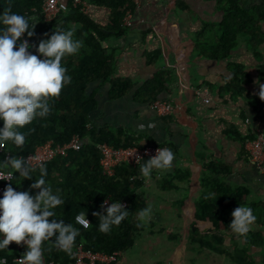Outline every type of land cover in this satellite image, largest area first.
<instances>
[{"label": "trees", "instance_id": "1", "mask_svg": "<svg viewBox=\"0 0 264 264\" xmlns=\"http://www.w3.org/2000/svg\"><path fill=\"white\" fill-rule=\"evenodd\" d=\"M45 0H0V13L10 8L13 12L33 17L32 23H36L34 35L29 38L31 44L37 45L43 39H47L55 30L57 24L65 29L72 25H78L74 33V39L82 41V47L78 54L65 56L61 63L71 76V83L62 89L58 98H51L49 104L51 111L46 118H37L30 125H26L20 131L26 135V142L22 148H16L9 144L0 149V161L8 156L24 157L34 153L36 148L49 141L54 145L68 143L73 135H79L84 144L80 150H69L66 156H56L45 162L48 170L46 181L59 195L64 203L53 209L57 221L63 219L65 223H71L80 229V235L76 237L73 254H67L57 249L50 241L43 244L44 264L53 261L56 264H75L78 247L92 253H106L121 259L129 250L136 239L145 230V225L138 218L140 210L147 208L143 193L140 191L144 185L139 177L137 168L122 164L115 168L111 177L103 173L100 160V144L106 143L115 148L140 147L144 148L156 144L154 140L143 133L132 129L117 128L114 131L108 126L96 127L91 125V115L97 109V99L94 92H88L89 85L95 81L109 83L108 97L110 100L126 96L136 85L129 79L116 78L115 57L113 53H107L103 42L109 36L107 32L121 35L127 29L122 26L126 11L135 10L132 0H88L90 5L103 6L111 11L110 19L106 27H102L88 15L81 13L80 9L72 7L62 13L52 22H46L42 16L41 7ZM214 1L217 10L223 13L221 21L216 25H203L195 41L186 45L189 47L187 54L221 60L227 58L231 51L237 47L238 39L249 36V46L253 49L263 41L261 24L264 22V2L245 6V0H207ZM71 2V0H70ZM47 34V35H46ZM36 53L35 47L32 48ZM164 52L158 49L148 54L150 63H154ZM233 77L228 89L232 85L238 86V77L245 79V73L241 66L232 65ZM260 78L264 80V63L259 67ZM162 74H156L150 80L144 82L135 93L137 102L152 105L159 99L160 94L166 90V82ZM243 89L239 88L238 92ZM259 100L252 101L253 106ZM258 107V106H257ZM258 108H264L260 103ZM91 125L87 128L86 125ZM3 122L0 121V127ZM162 145V144H161ZM229 169L215 162L204 165L202 175L190 186L188 194L179 201V206L186 210L189 225L183 234H170L169 239L179 243H199L211 251L226 253L234 264H255L250 247L263 244L262 235L259 232H249L244 244L233 246L231 251L223 247V234L233 233L229 227L232 221L231 213L239 205L246 206L249 198V189L246 186L233 188L225 179ZM11 182L15 190L30 191L35 195L39 190H33L30 185L39 179V168H35L32 179L19 177L15 173ZM187 176L178 177L179 180L187 179ZM24 179V180H23ZM177 180V177H175ZM10 182V183H11ZM163 190L177 189L172 180L165 181ZM6 187V186H5ZM196 191L198 196L193 199L188 197ZM112 201L125 202V208L129 215L118 225L113 226L107 234L99 231V217L93 215L102 212L100 205L106 198ZM260 201L250 202L248 206L253 209L260 221L261 212L256 207L262 206ZM80 212L87 213L89 227L83 228L75 222V216ZM53 218L50 217L51 222ZM153 225V223H150ZM54 242V237L52 238ZM26 247L21 242L18 246H9L0 251V259L11 260L17 255H22ZM103 264V263H97ZM117 264V263H111ZM264 264V259H263Z\"/></svg>", "mask_w": 264, "mask_h": 264}, {"label": "crops", "instance_id": "2", "mask_svg": "<svg viewBox=\"0 0 264 264\" xmlns=\"http://www.w3.org/2000/svg\"><path fill=\"white\" fill-rule=\"evenodd\" d=\"M262 2L264 0H245L244 5L248 7ZM87 15L106 27L111 11L103 6L90 5ZM222 16L214 1L139 0L132 17L133 25L121 35L107 32L109 36L103 42L107 53H113L115 57L114 77L129 79L136 87L126 96L110 100L107 95L109 83H91L88 92H94L98 102L91 115V125H106L112 131L132 129L150 136L155 143L168 146L175 153L173 169L153 170L150 180L141 176L140 166L137 168L144 183L140 191L152 210L150 222L152 220L157 229L156 222L161 221L164 226L177 230L172 234L184 235L189 225L188 214L179 206V201L186 197L190 186L202 175L204 165L215 162L226 166L230 171L226 183L233 188L246 186L249 189L246 206L253 201L263 203L256 207L261 212L260 221L255 222L250 231L259 232L263 244L249 250L255 264H263L264 177L250 163L245 143L253 137L255 126L264 129V108H258L264 101L259 98V87L254 83L257 79L264 83L259 73V67L264 63V22L261 24L263 41L256 49L249 46V36L239 38L237 47L221 60L187 54L189 47L185 48L195 41L204 24L216 25ZM140 19L143 22H139ZM158 49H164L163 54L150 63L148 54ZM232 65L242 67L245 79L238 77V86L234 84L228 89L233 77ZM156 74L169 78L159 99L180 104L182 113L179 117H159L151 105L135 100V91ZM239 88L243 91L238 92ZM195 89H201L203 95L195 96ZM205 99L209 101L205 102ZM257 100L260 103L251 105ZM150 123L151 128L148 127ZM141 124L145 126L143 130L138 129ZM180 176L188 178L179 180ZM167 179L174 181L177 189L163 190ZM197 196L196 191L188 195L193 199ZM163 210L169 213L163 215ZM222 236L227 251H231L234 245L241 247L244 244V238L234 233ZM173 256L172 262L157 264H197V261L199 264H234L226 253L211 250L176 251ZM121 258L122 262L133 264L123 256Z\"/></svg>", "mask_w": 264, "mask_h": 264}, {"label": "clouds", "instance_id": "3", "mask_svg": "<svg viewBox=\"0 0 264 264\" xmlns=\"http://www.w3.org/2000/svg\"><path fill=\"white\" fill-rule=\"evenodd\" d=\"M31 20V17L15 13L10 8L0 13V121L3 122L0 127V149L9 142L16 148H22L26 135L20 129L32 124L37 118L49 115V100L58 98L62 89L71 83V76L61 61L67 55L78 54L82 47V41L73 38L78 25L65 29L57 24L50 37L41 40L38 46L30 44L27 39L22 40L25 33L28 37L34 35L36 23ZM34 47L37 54L30 51ZM254 83L259 87V98L264 101V83L259 79ZM144 127L141 124L138 129L143 130ZM148 127L153 125L150 123ZM175 159V153L170 148L159 147L152 158L140 164V174L150 180L153 170H172ZM38 168L39 179H35L30 188L39 191L32 195L28 190H15L11 182L17 172L24 179L33 178L35 168L28 164V159L13 155L0 161V181L11 182L0 197V251L8 249L11 242L18 245L23 242L26 251L16 259L17 264H44L45 241H50L57 249L71 255L76 237L80 235V229L73 224L55 219L53 209L64 201L59 195L60 190L53 192L48 185L45 164L39 163ZM106 205L108 200L100 205L102 212L93 213L99 217V231L105 234L129 215L120 201ZM151 211V206L140 210L139 220L145 223L150 221ZM86 216L84 212L77 214L76 224L88 228L90 223ZM231 216V231L246 240L257 219L253 209L239 205ZM50 217L53 218L51 222Z\"/></svg>", "mask_w": 264, "mask_h": 264}, {"label": "built area", "instance_id": "4", "mask_svg": "<svg viewBox=\"0 0 264 264\" xmlns=\"http://www.w3.org/2000/svg\"><path fill=\"white\" fill-rule=\"evenodd\" d=\"M132 2L136 6L139 4V0H132ZM69 3L74 8H79L81 13L87 15L89 13L90 4L88 0H45L42 4L41 11L42 16L46 22H52L56 18L59 17L62 13H66L69 10ZM135 11V10H134ZM134 11L128 10L125 13V16L122 21L123 27H130L133 25L132 17L134 15ZM33 19V17H32ZM139 22H143V19H140ZM27 39L31 44L29 38L24 35L22 38ZM33 54H37L30 49ZM195 96L199 97L203 95V91L201 89L194 90ZM208 99H205V102H208ZM154 112L157 116L162 117L166 115H173L175 117H179L182 113V106L180 104L174 103L168 99H157L151 105ZM246 122H249V119L246 118ZM87 128H91V125H86ZM84 144L83 139L77 134L73 135L68 143L63 145H54L52 141H49L43 145H40L36 148L34 153L24 156L25 160L28 159V164L37 168L38 164L43 162H48L55 158L56 156H66L69 150H80ZM161 148H169L166 145H161L159 143L146 146L144 148L140 147H118L115 148L109 144L103 143L98 146V149L101 153L100 164L103 170V173L111 177L114 174V170L117 166L125 164L131 166L133 168H138L143 160H147L152 158L157 149ZM245 149L247 152L248 159L250 163L255 167V169L264 177V129L259 125L254 127L253 137L249 139L245 143ZM13 178V177H12ZM11 178V180H12ZM9 181H0V197H2L5 186L9 184ZM108 200V205L112 203V200L106 198ZM104 200V201H105ZM125 202H122V205L125 207ZM75 219V218H74ZM89 221V220H88ZM81 226V225H80ZM83 227V226H82ZM84 228V227H83ZM9 246H18L17 243L11 242ZM20 255L15 256L11 260L7 258H1L0 264H17V260ZM129 264L122 262V258L118 259L114 255H109L106 253H92L85 251L82 247L77 248L76 252V262L75 264ZM48 264H56L53 261H50Z\"/></svg>", "mask_w": 264, "mask_h": 264}, {"label": "rangeland", "instance_id": "5", "mask_svg": "<svg viewBox=\"0 0 264 264\" xmlns=\"http://www.w3.org/2000/svg\"><path fill=\"white\" fill-rule=\"evenodd\" d=\"M162 212L163 215L169 213V211L164 210ZM151 222L153 221L151 220ZM151 222H143L146 226L145 230L136 239L134 246L123 254L124 259L133 262V264L139 262H142V264L170 263L173 261V255L176 251L187 253L191 251H209L205 247H200L199 243H181L180 245L179 242L168 238L170 234L175 233L177 230L164 226L161 221L156 222V226L159 227L157 229L154 224L150 225ZM199 263L200 261H197V264Z\"/></svg>", "mask_w": 264, "mask_h": 264}]
</instances>
